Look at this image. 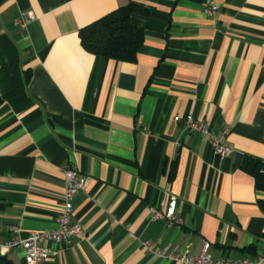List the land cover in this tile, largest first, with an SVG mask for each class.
Wrapping results in <instances>:
<instances>
[{
	"label": "crops",
	"instance_id": "crops-1",
	"mask_svg": "<svg viewBox=\"0 0 264 264\" xmlns=\"http://www.w3.org/2000/svg\"><path fill=\"white\" fill-rule=\"evenodd\" d=\"M0 0V241L56 228L62 168L82 234L42 264H183L264 253V0ZM143 32L132 63L79 31L120 8ZM32 11L24 28L19 13ZM191 116L232 152L174 117ZM259 172L258 179L255 173ZM176 198L175 223L150 209ZM150 244L165 256L147 249ZM0 264H26L20 247Z\"/></svg>",
	"mask_w": 264,
	"mask_h": 264
},
{
	"label": "built area",
	"instance_id": "built-area-1",
	"mask_svg": "<svg viewBox=\"0 0 264 264\" xmlns=\"http://www.w3.org/2000/svg\"><path fill=\"white\" fill-rule=\"evenodd\" d=\"M218 10L216 0H205L204 13L213 15ZM34 19L32 11H24L19 13L14 21V25L19 28H24L30 21ZM174 121H182L186 129L198 132L208 137L213 151L219 157H226L231 154L232 149L226 145L222 140L216 139L208 130V128L201 122L193 120L191 116L184 118L174 117ZM64 178V191L61 198L60 211L56 217L57 226L55 229L46 232L31 231L28 237L24 240L18 238L19 228L11 227L10 230L14 235L11 239L0 241V252L4 253L13 248L20 247L24 252V259L26 264H42L48 257V251L43 246L45 242H52L56 245H70L72 239L82 234V229L79 224L71 220L72 217V199L80 191L84 189L85 178L79 175L76 171L70 169L68 166L62 168ZM177 206L176 198H170L168 202L161 203L158 207L150 209V222L160 220L166 221L169 225L175 223V210ZM148 250L157 256H165V252H160L150 244H145ZM209 244L205 243L202 247L201 254L196 258H189L187 256H173L172 259L183 264H251L248 260L241 261H219L213 262L207 250ZM256 264H264V253L260 256Z\"/></svg>",
	"mask_w": 264,
	"mask_h": 264
},
{
	"label": "trees",
	"instance_id": "trees-1",
	"mask_svg": "<svg viewBox=\"0 0 264 264\" xmlns=\"http://www.w3.org/2000/svg\"><path fill=\"white\" fill-rule=\"evenodd\" d=\"M133 11L134 6L120 8L82 28L78 35L83 49L95 56L134 62L143 42V32L130 24ZM1 102L0 98V105ZM254 175L258 179L259 172Z\"/></svg>",
	"mask_w": 264,
	"mask_h": 264
}]
</instances>
